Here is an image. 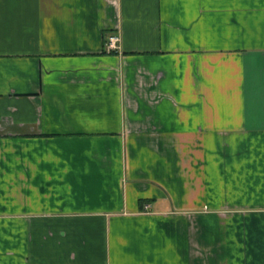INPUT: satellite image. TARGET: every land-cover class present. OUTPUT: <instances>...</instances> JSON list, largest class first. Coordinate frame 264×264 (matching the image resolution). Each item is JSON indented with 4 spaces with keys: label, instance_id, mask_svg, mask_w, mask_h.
Here are the masks:
<instances>
[{
    "label": "crops",
    "instance_id": "1",
    "mask_svg": "<svg viewBox=\"0 0 264 264\" xmlns=\"http://www.w3.org/2000/svg\"><path fill=\"white\" fill-rule=\"evenodd\" d=\"M0 264H264V0H0Z\"/></svg>",
    "mask_w": 264,
    "mask_h": 264
},
{
    "label": "built area",
    "instance_id": "2",
    "mask_svg": "<svg viewBox=\"0 0 264 264\" xmlns=\"http://www.w3.org/2000/svg\"><path fill=\"white\" fill-rule=\"evenodd\" d=\"M104 49L107 53H120V37L118 34L109 33L106 35Z\"/></svg>",
    "mask_w": 264,
    "mask_h": 264
}]
</instances>
